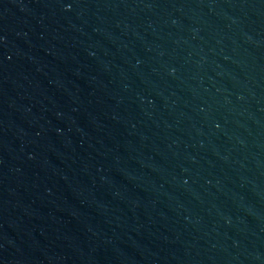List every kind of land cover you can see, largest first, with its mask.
Returning <instances> with one entry per match:
<instances>
[{
  "label": "water",
  "instance_id": "obj_1",
  "mask_svg": "<svg viewBox=\"0 0 264 264\" xmlns=\"http://www.w3.org/2000/svg\"><path fill=\"white\" fill-rule=\"evenodd\" d=\"M0 264H264V0H0Z\"/></svg>",
  "mask_w": 264,
  "mask_h": 264
}]
</instances>
